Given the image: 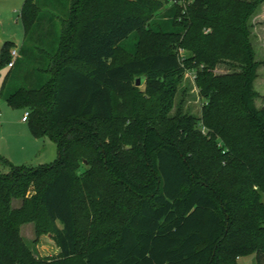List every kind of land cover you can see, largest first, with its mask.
<instances>
[{
    "label": "trees",
    "instance_id": "16d2710c",
    "mask_svg": "<svg viewBox=\"0 0 264 264\" xmlns=\"http://www.w3.org/2000/svg\"><path fill=\"white\" fill-rule=\"evenodd\" d=\"M263 2L177 0L156 14L159 0H24L21 59L0 96L29 111L30 134L54 142L57 159L0 156V264H264L253 88L264 63L249 24ZM13 48L4 42L0 65ZM222 61L234 71L213 74ZM185 65L202 66L205 133L180 106L172 113ZM28 222L50 225L57 259L27 251Z\"/></svg>",
    "mask_w": 264,
    "mask_h": 264
},
{
    "label": "rangeland",
    "instance_id": "374dc122",
    "mask_svg": "<svg viewBox=\"0 0 264 264\" xmlns=\"http://www.w3.org/2000/svg\"><path fill=\"white\" fill-rule=\"evenodd\" d=\"M162 3L161 8L158 13H161L164 9L171 6V0H159ZM24 0H0V47L4 42H11L14 48L18 51L23 44L24 34L21 19L19 18L20 10L23 6ZM183 7L186 5L184 0H181ZM181 3V4H182ZM47 10H49L47 8ZM250 26H252L253 42L254 47L257 52V57L259 61L264 63V2L260 4L255 13L251 16L249 20ZM1 51V50H0ZM181 57L187 56L188 52L182 48L177 50ZM21 59V55H20ZM182 71L179 81L176 82L175 86V102L174 109L172 113L180 106L182 112L194 116L199 119L198 127L201 129L202 133L206 132L203 128L201 122V112L205 104V101L201 99L199 95V90L196 85V70H200L202 66L197 68L185 69ZM8 65H0V87L3 84L5 76L10 71ZM233 69H229L228 62L222 61L216 69L212 71L213 74L222 75L223 73H231ZM258 80L254 89L258 90L263 96H258L254 99V104L257 107L264 106V64H262L257 72ZM167 80L176 78H166ZM141 91H144V87L140 86ZM0 156L8 159V161L14 166L30 165L39 166V164L51 163L56 158V145L48 140H43L46 145L53 147L55 150L53 159H41L38 157L41 150L45 155H49L50 151L47 148L41 147L43 142L39 146H32L31 142H28L26 138L30 136L28 127L26 124L21 123L22 109H14L8 104L1 102L0 104ZM30 138V137H29ZM38 157V160H37ZM82 169V168H81ZM262 200L264 201V197ZM21 201L13 200L12 205L14 207H19ZM56 227L60 228L61 225L56 223ZM19 236H21L23 245L29 251L31 256L37 261H49L55 260L59 257L58 247L54 240L53 230L48 225L43 227L42 225H36L34 222L25 223L19 229ZM237 264H254L253 256H245L244 258L238 259Z\"/></svg>",
    "mask_w": 264,
    "mask_h": 264
},
{
    "label": "crops",
    "instance_id": "0c3cea01",
    "mask_svg": "<svg viewBox=\"0 0 264 264\" xmlns=\"http://www.w3.org/2000/svg\"><path fill=\"white\" fill-rule=\"evenodd\" d=\"M4 45V44H3ZM2 45V46H3ZM2 46L0 47V50H1V48H2ZM256 50V49H255ZM1 52V51H0ZM256 55H257V52H256ZM256 59L259 61V59H258V57L256 56ZM258 74H257V77H256V79L253 81V88L255 87V85H256V81L258 80ZM5 78H6V76H5ZM5 80V79H4ZM3 80V81H4ZM264 80V79H263ZM5 82V81H4ZM4 82H3V84H4ZM3 84L1 85V87H0V91H1V88H2V86H3ZM255 91L257 92V94H258V96L260 95V96H263V94H260L259 93V91L258 90H256L255 89ZM1 102H4L2 99H1V96H0V104H1ZM5 103V102H4ZM6 104V103H5ZM22 111H23V113H22V116H23V114H24V112H25V109H22ZM22 116H21V119H22ZM0 117H1V113H0ZM21 123H23V122H21ZM25 124V123H24ZM30 133V132H29ZM28 135V134H27ZM26 135V138L27 139H30V140H28V142H31L32 143V146H39L40 144H41V141L43 142V145L41 146V147H44V148H47V149H49V151H50V153H49V155H45V153L43 152V150H41V152H40V154H38V157L39 158H41V159H53V157H54V155L52 156V154H54V152H55V150L53 149V147H50L48 144L46 145V143H44V139L45 140H48V139H46V138H38V139H36V138H34V137H32V135L30 134V136H27ZM30 137V138H29ZM41 140V141H40ZM48 141H50V140H48ZM50 142H52V141H50ZM52 143H54V142H52ZM40 147V146H39ZM56 156H57V153H56ZM38 157H37V160H38ZM57 159V157L54 159V161ZM54 161H52L51 163H53ZM51 163H49V164H51ZM42 164H44V163H42ZM46 164H48V163H46ZM23 165H25V164H23ZM22 165V166H23ZM40 165V164H39ZM254 258V257H253ZM254 264H255V259H254Z\"/></svg>",
    "mask_w": 264,
    "mask_h": 264
},
{
    "label": "built area",
    "instance_id": "2783aa9c",
    "mask_svg": "<svg viewBox=\"0 0 264 264\" xmlns=\"http://www.w3.org/2000/svg\"><path fill=\"white\" fill-rule=\"evenodd\" d=\"M176 2H177V0H171V4L176 3ZM18 59H20L19 51L15 48L11 49L10 61L7 63L8 68H12ZM28 117H29V111H25L23 116H22L21 122L26 123L28 120Z\"/></svg>",
    "mask_w": 264,
    "mask_h": 264
},
{
    "label": "water",
    "instance_id": "95a60500",
    "mask_svg": "<svg viewBox=\"0 0 264 264\" xmlns=\"http://www.w3.org/2000/svg\"><path fill=\"white\" fill-rule=\"evenodd\" d=\"M136 87H140L141 86V82H140V79H137L136 80V84H135Z\"/></svg>",
    "mask_w": 264,
    "mask_h": 264
}]
</instances>
